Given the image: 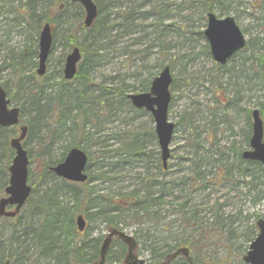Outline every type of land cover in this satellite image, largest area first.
Returning a JSON list of instances; mask_svg holds the SVG:
<instances>
[{"label":"rangeland","instance_id":"rangeland-1","mask_svg":"<svg viewBox=\"0 0 264 264\" xmlns=\"http://www.w3.org/2000/svg\"><path fill=\"white\" fill-rule=\"evenodd\" d=\"M194 1L197 2L94 0L97 5L108 2L103 12L106 17L103 20L101 42L94 41L99 46L98 49L93 47L101 56L99 63L89 72L88 83L95 88L94 94L99 85L121 87L127 94L142 92L146 80H152L164 65H168L172 75L168 120L173 122L176 128L169 143L170 152L165 173H160L156 168L157 157L161 164L160 150L150 114L143 109L139 113L135 112L133 109L137 108L132 109L129 105H123L121 110H108L106 116L98 115L97 124L90 123L86 127L89 138L81 141L90 153V169L86 172L93 176L106 170L107 166L100 169V162L95 159L100 150L118 148L132 133H138V136L144 138L143 152L154 158L147 171L152 174L153 180L166 182L169 195L163 197L165 203L159 206L156 213L158 219L150 218L141 224L123 226V231L132 235L137 242L135 253L145 264H154L150 257L153 242L158 248H163L166 243L172 244L177 238L186 237L188 232L195 238L198 237L195 228L181 224L184 221L180 219V213L175 211L178 203L185 201L186 208L196 211L193 221L189 220L192 225L210 228L213 222H216L214 213L217 212L220 218L217 224L225 225V236L226 229L233 228V234H228V240H225L224 234L214 238L213 242L201 240L203 242L199 250L205 259L201 264H245L242 256L249 245V242L243 239L246 227L255 220L253 214L264 217V180L259 174L245 177L234 171L224 183L218 182L217 186H201L194 190L187 184L182 189L184 184L181 187L178 184L184 181V178L191 177L192 169L197 164L206 174L205 179H208L217 172L219 161L226 157L229 163L233 162L230 149L232 145L241 150L247 149L245 138L250 136V119L247 118V112L258 108L260 103L264 107V88H255L254 74L252 81H249V84L246 82L244 70L248 68L250 61L243 63V58L248 57L249 53L236 55L223 66L215 63L210 54L206 53L207 42L203 34L198 33V30L204 29L206 19L199 16L198 4ZM259 1L226 0L224 5L225 10L230 4L229 14L236 17L246 39L253 42L255 51L251 57L252 61L260 57L263 51L261 46H264V41L259 40L264 36V2L259 4ZM8 6L10 5H6ZM159 8L162 9L161 20L155 13ZM215 13L220 17L225 16L223 11L216 10ZM185 15L186 30L177 31V26ZM83 19L84 12L82 21ZM3 20L4 17L0 16V63L6 58V54L10 51L18 52L32 37V32H23L20 26L10 29L7 33L11 23ZM64 26L65 24L58 25L54 29V43L49 52L44 75L58 76L59 65L63 66L65 54L69 51L63 41ZM30 72L27 68L23 75H30ZM247 73L252 74V71ZM9 77L11 78L10 68L6 67L0 71V81ZM29 81V85L36 82L34 78ZM8 85L10 90L14 89L10 81ZM20 94L16 93L17 96ZM107 98L109 105L116 106L114 94ZM18 102L13 105L21 104ZM96 108L97 103L94 102L89 105L88 111L96 114ZM27 118L28 111L25 109L22 120ZM18 130L16 127L13 136L18 134ZM150 131L153 133L150 134ZM65 138L63 137V140ZM37 142L32 140L29 147L32 151V161L29 164L28 183L36 184V188L41 190L43 184L39 185V164L56 156L61 147L57 146L46 154L40 150L42 146L37 145ZM25 149H28L27 146ZM145 165L144 155H139L120 172H109L107 179H99L92 184L100 189L99 192L108 193L112 197H117L119 192H124L122 190L141 189L143 180L148 178ZM46 181L48 186L53 183V179L49 177ZM87 229L86 234L89 237L104 235L107 231L103 224L95 222L90 223V229L89 225ZM121 244L123 249L119 254ZM125 251L126 246L114 239L109 248V256L113 260L107 264H123Z\"/></svg>","mask_w":264,"mask_h":264},{"label":"trees","instance_id":"trees-1","mask_svg":"<svg viewBox=\"0 0 264 264\" xmlns=\"http://www.w3.org/2000/svg\"><path fill=\"white\" fill-rule=\"evenodd\" d=\"M225 2L226 0H197L199 16L205 19V13L210 10H219L224 14H229L230 4L224 10ZM263 2L264 0H260L259 4ZM107 4L108 2L96 4L97 16L91 26L86 28L82 21V7L71 0H0V16L4 17L3 21L11 23L6 32L8 33L16 26H20L23 32H32L30 41L24 43L18 52L10 51L0 63V71L8 67L11 75V78L1 80L0 85L12 104L21 102L16 106L19 107L20 124L27 125V137L23 141V145L28 148L26 150L29 164L32 161V151L29 148L32 140H37V145L41 144L42 146L40 150L46 154L57 146L61 147L56 156L39 164L41 167L39 180L41 184L39 185L43 184V188L38 190L36 184H32L31 194L20 213L14 218L0 217V264L7 259L10 264H93L99 260V249L104 235L98 234L89 237L86 230H88V225L90 229V223L103 224L110 230L111 228L122 229L125 225L141 224L150 218L158 219L156 213L159 206L165 203L163 197L169 195L166 190V182L153 180L152 174L147 171L154 158L143 152L144 138L138 136V133H132L130 137L119 144L118 148L100 150L99 154L95 156L96 162H100V169L105 166L107 169L100 171L98 175H88V179L84 183H73L58 178L49 169L50 166L62 161L71 147H78L88 155L86 170H89L90 153L81 144V141H86L89 138L86 127L90 123L97 124L98 115L106 116L108 110H121L123 105H129L133 109L124 88L99 85L94 94L95 88L88 83L89 72L99 63L100 54L97 50L99 45L94 41L100 43L102 37L94 36L103 31V20L106 17V13L103 12ZM6 5L10 6L6 7ZM8 13L13 14L8 15ZM155 13L160 18L162 9L159 8ZM129 14L131 16V12ZM186 18L187 15L183 16V21L181 20L182 22L178 24L177 31L184 32L186 30ZM44 23H49L51 26L52 38L54 29L58 25L65 24L62 29L65 48L71 50L77 46L81 51V60L71 80L63 78L62 64L59 65L58 76H38L35 72L39 31ZM24 25L27 27L25 28ZM198 33L202 35V30H198ZM259 40L260 42L264 41V36ZM53 43L52 40L51 49ZM254 47L253 42L247 40L245 47L234 56L249 53L248 57L243 58V63L250 61L247 65L248 68L244 70L246 71L244 74L246 82L249 84V81H252L254 77L255 88L261 90L264 88V46H261L263 51L260 53V57L252 61ZM205 48L206 53L209 54L207 44H205ZM27 68L31 70L30 75L24 76L23 72ZM249 70L252 71V74L247 73ZM56 77L59 79L57 80ZM31 78H34V82L36 81L34 85H29ZM9 81L13 90L9 89ZM149 84L150 80L147 79L141 90H148ZM16 93L21 94L17 96ZM111 94L116 96V106L108 103L107 97ZM94 102L97 103L96 114L88 111L89 105ZM25 109L28 111V118L22 120ZM258 109L264 121V107L261 103L258 105ZM133 110L138 113L141 111V109ZM247 118L249 119V111ZM248 128L250 131V122H248ZM153 132L150 131V134ZM15 133L16 126H0V197L4 194V187L8 182L7 168L13 156L9 139ZM63 137L66 138L63 140ZM65 142L67 143L64 144ZM245 144H248V135L245 138ZM230 149L234 158L233 162L229 163L226 157L219 161L217 172L215 171L208 179H205L206 174L200 170L201 166L197 164L192 169L191 177L184 178V181L179 182L178 186L181 187L184 184L182 187L184 189L187 184L193 190L201 186L207 187L214 184L217 186L218 182L224 183L225 180H228L234 171L245 177L259 174L264 180V170L260 163L244 160L240 155L241 149L235 148L233 145ZM139 155H144L146 177H148H144L141 189L122 190L124 192H119L117 197H112L108 193L99 192L100 189L92 184L96 180L107 179L106 175L109 172H120L126 167V164L132 163L133 159ZM156 162L157 171L165 173L158 157ZM48 177L53 179L50 186L46 181ZM175 211L180 213V219L184 221L181 223L182 225L195 228L198 231L199 240H197L198 237L195 238L191 232H188L186 237L177 238L172 244L166 243L163 248H158L153 242L150 257L154 264L166 259L172 251L180 246L188 248L195 264H201L205 261L204 254H201L199 250L203 242L201 240L213 242L214 238L223 234L225 240H228V234H233V228L228 227L226 229L227 236H225L223 230L225 225L217 224L218 220L220 221L217 212L214 213L216 222H213L210 228L205 229L198 224L192 225L189 221H193L196 211L186 208L185 201L178 203V208ZM79 214L83 215L86 220V228L82 232H78L75 226V218ZM252 216L255 220L258 217L255 214ZM255 220L246 227L247 230L243 238L245 242H250L256 234ZM5 226L7 227L5 228ZM115 240L119 241L118 238ZM122 249L123 245L121 244L119 254L122 253ZM112 260L108 250L105 255V264ZM170 264L189 263L184 257L178 256L171 260Z\"/></svg>","mask_w":264,"mask_h":264},{"label":"water","instance_id":"water-1","mask_svg":"<svg viewBox=\"0 0 264 264\" xmlns=\"http://www.w3.org/2000/svg\"><path fill=\"white\" fill-rule=\"evenodd\" d=\"M78 2L84 11L83 24L89 27L97 16V6L94 0H72ZM210 55L214 62L224 65L231 56L245 46L246 40L243 32L231 15L217 17L212 11L206 13V26L203 29ZM52 44L51 27L49 23H44L39 31L38 37V64L36 73L43 75L46 70V60ZM81 58L80 50L74 46L67 53L62 74L64 79L70 80L74 77L77 64ZM172 82V75L167 65L163 66L150 82L149 90L146 92L129 93L132 106L143 108L150 113L154 122V132L160 149V158L163 167L169 157V143L174 130V123L168 120V105L171 99L169 86ZM251 135L249 138V148L244 150L241 156L247 160H255L261 163L264 169V141L263 122L257 108L251 111ZM19 122V108L12 106L6 97V92L0 85V126L9 127L17 125ZM27 134V125L20 127V132L9 141L10 147L14 150V155L8 166V184L4 192L5 196L0 198V216L14 217L25 204L31 188L27 184L28 175V155L23 147L22 141ZM87 156L85 152L77 147L70 148L64 159L51 166V170L59 177L73 182H83L86 179L84 169ZM7 206H13V210H6ZM76 227L82 231L85 227V220L82 215L76 217ZM258 232L249 243L248 249L242 260L248 264H264V218L255 221ZM117 236L127 246L124 258L125 264H144V260L134 254L136 242L134 238L121 230L111 229L102 240L99 249V260L94 264H104L105 254L109 248L112 237ZM178 254L188 257V249L180 247L169 255L168 259L176 257ZM190 261V259L188 258ZM168 263V260H167ZM166 263V264H167ZM4 264H9L6 260ZM83 264V263H81Z\"/></svg>","mask_w":264,"mask_h":264},{"label":"bare ground","instance_id":"bare-ground-1","mask_svg":"<svg viewBox=\"0 0 264 264\" xmlns=\"http://www.w3.org/2000/svg\"><path fill=\"white\" fill-rule=\"evenodd\" d=\"M72 1V0H71ZM73 2V1H72ZM79 4V3H78ZM81 6V5H80ZM82 7V6H81ZM83 9V8H82ZM84 25V24H83ZM91 26V25H90ZM87 28H89V27H87ZM101 32L100 33H98L97 35H95L94 37H100L101 36ZM103 49V48H102ZM101 56V55H100ZM38 64V63H37ZM36 67H37V65H36ZM62 76H63V74H62ZM6 187V186H5ZM5 187H4V189H5Z\"/></svg>","mask_w":264,"mask_h":264},{"label":"flooded vegetation","instance_id":"flooded-vegetation-1","mask_svg":"<svg viewBox=\"0 0 264 264\" xmlns=\"http://www.w3.org/2000/svg\"><path fill=\"white\" fill-rule=\"evenodd\" d=\"M157 264H160V263H157Z\"/></svg>","mask_w":264,"mask_h":264}]
</instances>
